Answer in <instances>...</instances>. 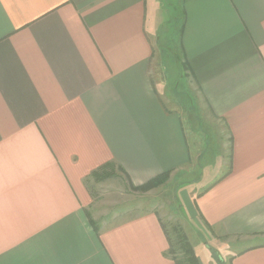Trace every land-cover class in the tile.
<instances>
[{"label": "crops", "instance_id": "0c3cea01", "mask_svg": "<svg viewBox=\"0 0 264 264\" xmlns=\"http://www.w3.org/2000/svg\"><path fill=\"white\" fill-rule=\"evenodd\" d=\"M176 16L184 89L225 133L206 164L156 50ZM109 161L133 186L198 165L189 223L264 264V0H0V264H175L156 209L88 223Z\"/></svg>", "mask_w": 264, "mask_h": 264}, {"label": "rangeland", "instance_id": "374dc122", "mask_svg": "<svg viewBox=\"0 0 264 264\" xmlns=\"http://www.w3.org/2000/svg\"><path fill=\"white\" fill-rule=\"evenodd\" d=\"M178 21L179 18L176 16L173 20L167 22V28H163L160 31L156 50L163 53L161 54V61L163 70L167 71L168 75L166 76L167 89L174 84L183 92L181 95L184 103L181 108L184 114L187 111L188 117L186 118L194 123L190 127L194 128L199 134V147L201 152H203L199 162L200 164H206L208 159L213 162L215 160L214 157L217 158L219 155L218 151L221 150L219 142L225 133L220 123L216 124L213 122V117L209 114L204 104H200L199 108L195 100L189 99L190 97L184 89L186 84L185 77L182 74L184 68L180 64L181 52L177 42L179 38L177 32ZM194 166L196 165H190L177 173H169L161 185L146 191L133 189V184H130L127 177L119 171L116 172V176L103 181V183L93 184L94 182L90 178L91 182L89 183L91 184H89V187L94 192V202H98L94 205V207L97 206L96 210L92 214L90 212V216L92 215L91 217L97 225H104L105 223H116L125 218H130L148 208L156 209L167 226L178 223L184 231L186 229L185 233L187 237L189 234L190 238L188 237V239L202 264H227L228 260L222 256L220 245L213 240V236L197 230L194 222L192 225L190 224L191 221L186 214L185 209L187 207L183 204L181 195L184 190H189L193 187L189 183L200 177L199 171L197 168H193ZM196 167L199 166L197 165ZM202 184L203 182H199L194 187L200 188ZM133 206L134 208L131 209ZM119 212L122 213L118 215L117 213ZM105 216L113 218L109 220L102 219Z\"/></svg>", "mask_w": 264, "mask_h": 264}, {"label": "trees", "instance_id": "16d2710c", "mask_svg": "<svg viewBox=\"0 0 264 264\" xmlns=\"http://www.w3.org/2000/svg\"><path fill=\"white\" fill-rule=\"evenodd\" d=\"M117 171L123 173L129 181L128 175L124 169L113 161L106 162L91 171L89 178L95 181H105L116 176ZM168 174V171L162 172L141 185L132 186V188L140 191L155 188L166 180ZM86 215L90 226L98 232L99 227L88 211H86ZM161 226L168 241V248L164 253L166 257L171 258L175 264H200L199 258L180 224H169L167 226V224L161 222Z\"/></svg>", "mask_w": 264, "mask_h": 264}]
</instances>
